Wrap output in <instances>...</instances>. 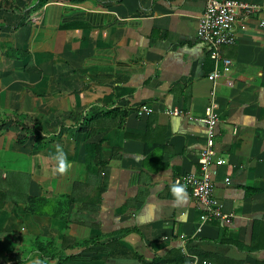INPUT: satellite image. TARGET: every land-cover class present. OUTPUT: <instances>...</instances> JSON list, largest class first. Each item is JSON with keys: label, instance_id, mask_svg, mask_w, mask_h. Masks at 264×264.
<instances>
[{"label": "crops", "instance_id": "crops-1", "mask_svg": "<svg viewBox=\"0 0 264 264\" xmlns=\"http://www.w3.org/2000/svg\"><path fill=\"white\" fill-rule=\"evenodd\" d=\"M241 1L260 11L236 21L211 81L207 0H0V264H264V0ZM211 104L231 217L202 222L169 186L198 171ZM37 237L71 258L27 251Z\"/></svg>", "mask_w": 264, "mask_h": 264}, {"label": "built area", "instance_id": "built-area-1", "mask_svg": "<svg viewBox=\"0 0 264 264\" xmlns=\"http://www.w3.org/2000/svg\"><path fill=\"white\" fill-rule=\"evenodd\" d=\"M259 6L241 0H207L206 9L199 18L197 37L210 49V57L215 62L213 72L208 76L209 80L215 81L221 75V66L224 72L231 69V61L222 58L220 49L235 43L234 25L236 21L245 16L258 14ZM260 26L264 27V21ZM152 109L143 105L137 111L139 116L150 115ZM170 115H182V110L175 108L169 110ZM202 121L207 125V142L198 156V171L184 174L174 179L185 186L195 199L200 201L206 208L201 216L202 222L215 219H228L231 215L225 214L223 204L215 197L214 177L217 167L224 163L223 157L214 153L216 125L218 117L215 114V105L207 107ZM227 182L229 180H226ZM192 264H199L197 256H188ZM206 264V261H201Z\"/></svg>", "mask_w": 264, "mask_h": 264}, {"label": "trees", "instance_id": "trees-1", "mask_svg": "<svg viewBox=\"0 0 264 264\" xmlns=\"http://www.w3.org/2000/svg\"><path fill=\"white\" fill-rule=\"evenodd\" d=\"M21 125L24 129L28 128L24 124V120H23V122H21ZM37 128H38L37 125H34L33 127L28 128V130L29 129L37 130ZM20 140H21V138H20ZM146 152L148 153V151H146ZM30 198H32V197H30ZM42 200L48 202L46 199H43V198H40V199L37 198V200H33L34 202H32V203L29 202L27 204V207H26L28 209V212L33 213V214L40 213L36 208L38 206L43 207V205H40V202ZM65 207H66L65 204L61 205V208L66 211ZM58 210H60L59 207H58ZM65 215H66V213H65ZM60 217L63 218L64 217L63 214ZM41 239H43V238L37 237L32 242L34 244V250L37 251L42 256L43 260L56 259L57 258L60 261H65V260H67V259L69 260V258H71V256H68L66 254L65 248H62V244H60L57 240H55L53 238H45V239H43L44 242H42ZM92 242H94V241H92V240L87 241V244H90Z\"/></svg>", "mask_w": 264, "mask_h": 264}, {"label": "clouds", "instance_id": "clouds-1", "mask_svg": "<svg viewBox=\"0 0 264 264\" xmlns=\"http://www.w3.org/2000/svg\"><path fill=\"white\" fill-rule=\"evenodd\" d=\"M52 159L55 161V171L57 173L63 174L67 171L68 161L66 159V154L59 145L57 146L56 153ZM169 191L176 204L183 203L187 199L185 186L179 181L172 183L169 186Z\"/></svg>", "mask_w": 264, "mask_h": 264}, {"label": "rangeland", "instance_id": "rangeland-1", "mask_svg": "<svg viewBox=\"0 0 264 264\" xmlns=\"http://www.w3.org/2000/svg\"><path fill=\"white\" fill-rule=\"evenodd\" d=\"M2 235H3V234L0 233V236H2ZM40 238L45 239L44 237H40ZM43 239H41L42 242H44ZM33 240H34V239L31 240V245H30V247L27 249V251L34 250V244H33V242H32Z\"/></svg>", "mask_w": 264, "mask_h": 264}]
</instances>
